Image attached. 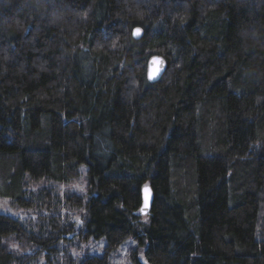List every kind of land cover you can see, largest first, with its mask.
Segmentation results:
<instances>
[{"label":"trees","instance_id":"trees-1","mask_svg":"<svg viewBox=\"0 0 264 264\" xmlns=\"http://www.w3.org/2000/svg\"><path fill=\"white\" fill-rule=\"evenodd\" d=\"M1 200L0 264H264V0H0Z\"/></svg>","mask_w":264,"mask_h":264},{"label":"water","instance_id":"water-1","mask_svg":"<svg viewBox=\"0 0 264 264\" xmlns=\"http://www.w3.org/2000/svg\"><path fill=\"white\" fill-rule=\"evenodd\" d=\"M143 34V32H142ZM142 34L139 37H135L136 39L141 38ZM166 69V62L163 58L155 56L151 58L148 66V77L150 81H156L158 80L161 75L164 73ZM143 205L142 208L145 206L147 203V211L146 213H141L143 215H146L150 212L151 210V205L153 201V195H152V190L150 187H146L143 189Z\"/></svg>","mask_w":264,"mask_h":264},{"label":"rangeland","instance_id":"rangeland-1","mask_svg":"<svg viewBox=\"0 0 264 264\" xmlns=\"http://www.w3.org/2000/svg\"><path fill=\"white\" fill-rule=\"evenodd\" d=\"M71 189L72 190H76V191H80V190L82 191L83 187L80 186V185H78V183H77V184L71 186ZM5 201L6 200H1L0 201V211L6 212L8 214L15 215V216H23V213L22 212H19V211H16V210H12V207H11V204H10L9 201H6L7 203L5 205ZM139 258H140L141 261L144 262V259H143L142 256H140ZM127 259L128 258L126 256L125 252H122V261H121V264H130V263H128Z\"/></svg>","mask_w":264,"mask_h":264},{"label":"snow or ice","instance_id":"snow-or-ice-1","mask_svg":"<svg viewBox=\"0 0 264 264\" xmlns=\"http://www.w3.org/2000/svg\"><path fill=\"white\" fill-rule=\"evenodd\" d=\"M141 34H142V30L141 29H139V28L134 29V31H133V36L134 37H139ZM6 203L7 202L5 201V205H6ZM147 207H148V205L146 203L145 206L140 209L141 213H146ZM77 221H78V223H81V224L83 223L81 220H79V218H77ZM144 264H147V261H145Z\"/></svg>","mask_w":264,"mask_h":264}]
</instances>
